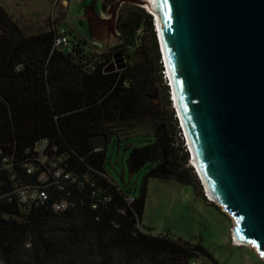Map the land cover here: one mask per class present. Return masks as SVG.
Returning a JSON list of instances; mask_svg holds the SVG:
<instances>
[{
  "label": "trees",
  "instance_id": "obj_1",
  "mask_svg": "<svg viewBox=\"0 0 264 264\" xmlns=\"http://www.w3.org/2000/svg\"><path fill=\"white\" fill-rule=\"evenodd\" d=\"M55 23L27 34L0 4V264H222L139 222L152 178L192 185L223 212L199 187L154 16L130 3L118 23L125 43L107 52L70 24L74 50L55 48ZM118 49L126 66L107 71ZM93 135L143 142L127 159L131 174L144 172L138 196L109 178L108 144ZM35 189L48 198H23Z\"/></svg>",
  "mask_w": 264,
  "mask_h": 264
},
{
  "label": "water",
  "instance_id": "obj_2",
  "mask_svg": "<svg viewBox=\"0 0 264 264\" xmlns=\"http://www.w3.org/2000/svg\"><path fill=\"white\" fill-rule=\"evenodd\" d=\"M105 1L70 0L66 20L108 51L125 43L122 6L151 2ZM154 14L193 161L233 217L235 241L264 257V0H157Z\"/></svg>",
  "mask_w": 264,
  "mask_h": 264
},
{
  "label": "rangeland",
  "instance_id": "obj_3",
  "mask_svg": "<svg viewBox=\"0 0 264 264\" xmlns=\"http://www.w3.org/2000/svg\"><path fill=\"white\" fill-rule=\"evenodd\" d=\"M112 1L114 0H108L107 6ZM0 4L7 9L27 34L48 30L54 18L59 19L63 12L67 14L69 9L68 0H0ZM129 6L130 3L124 4L121 14ZM61 24L67 26L65 22ZM99 49L103 51L101 48ZM125 62V58L122 60L121 57L114 56L112 63L107 68L112 64L116 67L126 65ZM147 130L144 129L140 133H146ZM142 144L143 142L137 139L129 142L111 140L107 147V175L115 184L128 191L132 197L138 196L140 193L144 172L131 174L127 159L131 148ZM191 162L193 161L191 160ZM194 168L198 175L199 187L204 193L206 190L198 169ZM215 204L220 206L224 213L200 197L192 185L152 178L148 183L142 225L154 234H170L192 243L199 242L222 263L251 264L253 261L255 264H264L262 258L257 259L247 249V247L254 249L251 245L240 247L231 243L235 221L216 200Z\"/></svg>",
  "mask_w": 264,
  "mask_h": 264
},
{
  "label": "built area",
  "instance_id": "obj_4",
  "mask_svg": "<svg viewBox=\"0 0 264 264\" xmlns=\"http://www.w3.org/2000/svg\"><path fill=\"white\" fill-rule=\"evenodd\" d=\"M57 21V19L54 18L53 22ZM52 25V24H51ZM54 27L56 29V40H55V48L64 50V51H68L71 52L74 50L75 48V43L72 41V38L69 34V30L67 27L63 26L60 23H55ZM39 151H41L42 149H38ZM56 165V163L54 164V166ZM30 172H32V170L29 169ZM62 171L58 172V175L61 174ZM206 190V189H205ZM205 196L207 197L209 202L215 203V199H213L208 191H204ZM23 198L25 200H29V199H35V200H46L48 198V193L45 190H39V189H35V190H25L22 192ZM132 201V198L130 199ZM68 206V203H58L56 205L57 209H66ZM233 218V217H232ZM232 243L236 246H245V243H238L235 241V236L234 234L232 235ZM262 260L264 261V257H261ZM192 264H202L201 261H193ZM211 264H219V263H211Z\"/></svg>",
  "mask_w": 264,
  "mask_h": 264
},
{
  "label": "clouds",
  "instance_id": "obj_5",
  "mask_svg": "<svg viewBox=\"0 0 264 264\" xmlns=\"http://www.w3.org/2000/svg\"><path fill=\"white\" fill-rule=\"evenodd\" d=\"M148 8V7H147ZM149 12L154 16V19H155V26H156V30H158V26H157V18H156V15L154 14V12H152L149 8H148ZM60 23V22H59ZM51 25V24H50ZM157 35H158V39H159V43H160V47H161V53H162V59H163V64H164V67H165V76L166 78L168 79V82H169V85H170V88H171V95H172V101H173V107L175 108L176 112H177V116L179 118V121H180V125H181V128L183 130V134L185 136V140H186V145L188 147V150L191 154V158H192V153H191V150H190V147H189V143L187 141V138H186V135H185V132H184V129H183V125H182V121H181V116H180V113H179V110L176 106V104L174 103V95H173V88H172V83H171V79H170V76H169V73H168V66H167V62H166V59H165V55H164V52L162 50V46H161V42H160V37H159V33L157 32ZM193 161V158L191 159ZM191 164L196 167V164L193 162H191ZM199 173V172H198ZM200 175V174H199ZM200 179H201V176H200ZM202 181V180H201ZM206 189V188H205ZM248 246V245H246Z\"/></svg>",
  "mask_w": 264,
  "mask_h": 264
},
{
  "label": "bare ground",
  "instance_id": "obj_6",
  "mask_svg": "<svg viewBox=\"0 0 264 264\" xmlns=\"http://www.w3.org/2000/svg\"><path fill=\"white\" fill-rule=\"evenodd\" d=\"M150 5H148L149 7V9L152 11V12H154L155 11V13L157 12V0H150ZM157 32L159 33V30H157ZM162 39V38H161ZM174 103L176 104V106H177V108H178V105H177V103H176V98H175V95H174ZM195 164H196V166L198 167V170H199V172H200V168H199V165H198V163H197V161H196V159H195ZM200 175H201V173H200ZM202 176H203V174H202ZM201 176V177H202ZM205 178H204V176H203V186L206 188V190L208 191V193H209V195L213 198V199H215L214 197H213V195L211 194V192H210V190H209V188L207 189V183H206V180H204Z\"/></svg>",
  "mask_w": 264,
  "mask_h": 264
},
{
  "label": "crops",
  "instance_id": "obj_7",
  "mask_svg": "<svg viewBox=\"0 0 264 264\" xmlns=\"http://www.w3.org/2000/svg\"><path fill=\"white\" fill-rule=\"evenodd\" d=\"M75 29V28H74ZM208 203V202H207ZM210 204V203H209ZM230 241H231V239H230ZM232 243V242H231ZM240 247H243V246H240ZM247 249L253 254V256H255L257 259H260L261 258V256H260V254L258 253V251L256 250V249H252L251 247H247ZM213 256L215 257V259L216 260H218L217 259V257L213 254ZM220 263H222L220 260H218ZM222 264H227L226 262H224V263H222ZM250 264V263H249ZM251 264H255V262H253L252 261V263Z\"/></svg>",
  "mask_w": 264,
  "mask_h": 264
},
{
  "label": "flooded vegetation",
  "instance_id": "obj_8",
  "mask_svg": "<svg viewBox=\"0 0 264 264\" xmlns=\"http://www.w3.org/2000/svg\"><path fill=\"white\" fill-rule=\"evenodd\" d=\"M107 1H108V0L105 1L106 4L108 3ZM57 21H59L60 24H61L62 22H65V23H67V24H70V22L66 20V17L63 18V19H61V17H60L59 19H57ZM52 23H53V22H52ZM52 23H51V24H52ZM70 25H71V24H70ZM109 50H111V48H110ZM109 50H108V51H109ZM120 50H122V49H120ZM106 52H107V51H106ZM117 52H118V50H117ZM117 52H116V53H117ZM115 55H116V54H115ZM121 58L124 59V55L121 56Z\"/></svg>",
  "mask_w": 264,
  "mask_h": 264
}]
</instances>
